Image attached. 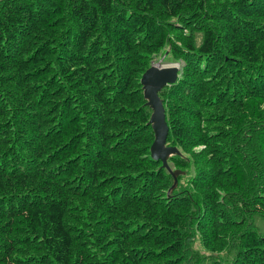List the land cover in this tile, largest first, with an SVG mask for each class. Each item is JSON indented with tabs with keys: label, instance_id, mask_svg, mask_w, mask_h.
<instances>
[{
	"label": "trees",
	"instance_id": "1",
	"mask_svg": "<svg viewBox=\"0 0 264 264\" xmlns=\"http://www.w3.org/2000/svg\"><path fill=\"white\" fill-rule=\"evenodd\" d=\"M0 264H264V0H0Z\"/></svg>",
	"mask_w": 264,
	"mask_h": 264
},
{
	"label": "water",
	"instance_id": "2",
	"mask_svg": "<svg viewBox=\"0 0 264 264\" xmlns=\"http://www.w3.org/2000/svg\"><path fill=\"white\" fill-rule=\"evenodd\" d=\"M169 53L165 54L167 57ZM163 61V59L161 60ZM180 66L178 64L163 66L160 63L152 65L142 77L141 85L144 90V97L147 106L153 111L149 124L152 126L155 140L151 146V156L155 161H161L163 168L166 169L174 178V184L169 191L171 194L178 186V178L182 174L180 171H173L169 158L174 155L181 156V152L176 147L167 146L169 126L166 121V110L160 92L167 86L176 84L179 80Z\"/></svg>",
	"mask_w": 264,
	"mask_h": 264
},
{
	"label": "rangeland",
	"instance_id": "3",
	"mask_svg": "<svg viewBox=\"0 0 264 264\" xmlns=\"http://www.w3.org/2000/svg\"><path fill=\"white\" fill-rule=\"evenodd\" d=\"M164 57H162L159 60H157L156 63H161L162 65L168 64V63H164V61H161ZM169 61H172V57H170V56L168 58H166L165 62H169Z\"/></svg>",
	"mask_w": 264,
	"mask_h": 264
},
{
	"label": "clouds",
	"instance_id": "4",
	"mask_svg": "<svg viewBox=\"0 0 264 264\" xmlns=\"http://www.w3.org/2000/svg\"><path fill=\"white\" fill-rule=\"evenodd\" d=\"M166 59V57H164L163 58V61ZM157 64H159V63H154V65H157ZM175 64H178L179 66H180V64L179 63H169V64H165V65H163V66H171V65H175ZM162 65V64H161Z\"/></svg>",
	"mask_w": 264,
	"mask_h": 264
},
{
	"label": "bare ground",
	"instance_id": "5",
	"mask_svg": "<svg viewBox=\"0 0 264 264\" xmlns=\"http://www.w3.org/2000/svg\"><path fill=\"white\" fill-rule=\"evenodd\" d=\"M161 64V63H160Z\"/></svg>",
	"mask_w": 264,
	"mask_h": 264
}]
</instances>
